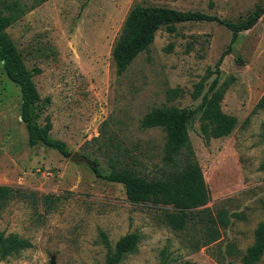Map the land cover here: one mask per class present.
Instances as JSON below:
<instances>
[{"label":"rangeland","instance_id":"rangeland-1","mask_svg":"<svg viewBox=\"0 0 264 264\" xmlns=\"http://www.w3.org/2000/svg\"><path fill=\"white\" fill-rule=\"evenodd\" d=\"M33 1L19 0L26 11L6 32L27 68L40 69L33 75L37 121H49L53 138L96 161L104 173L119 146L118 157L128 161L131 151L136 168L151 177L162 165L165 133L141 128L142 116L162 105L196 109L187 122L189 140L221 237L192 252L180 233L156 222L157 206L130 202L122 184L98 177L83 160L43 144L29 146L20 89L0 62V185L28 192L0 210V230L32 243L0 264H103L102 233L113 245L131 231L139 233L137 249L120 264H239L264 219V108H256L264 95V14L238 33L219 65L221 107L237 123L207 143L200 137L198 106L231 30L205 20L175 23V32L163 25L121 75L111 52L136 3L240 22L264 0H45L30 9ZM256 264H264V254Z\"/></svg>","mask_w":264,"mask_h":264},{"label":"trees","instance_id":"trees-1","mask_svg":"<svg viewBox=\"0 0 264 264\" xmlns=\"http://www.w3.org/2000/svg\"><path fill=\"white\" fill-rule=\"evenodd\" d=\"M45 0H34L30 9ZM28 8V9H29ZM26 11L19 0H0V62L6 76L20 89V117L27 131L29 146L43 144L57 150L63 156H70L66 144L50 135L51 124L37 121L36 104L40 99L33 81V75L40 69L27 68L14 41L6 29L17 21ZM264 14V4L240 22L221 19L218 16L200 11H184L165 6H143L134 4L123 21L119 35L112 48V57L116 74L121 75L134 58L146 50L153 42L156 31L163 25L169 32H175V23L184 21H217L231 30L229 44L216 62L217 75L211 81L208 90L203 94L198 109L201 110L200 137L207 143L212 138L229 134L237 123V118L226 113L221 107L225 87L217 86L219 65L223 57L230 52L233 42L240 31L250 29ZM202 81L195 85L192 93L197 97ZM174 91V90H173ZM256 108H264V95L256 104ZM196 109H188L174 105L155 106L148 110L140 120L143 129L160 128L165 133L162 148L159 174L147 176L136 168V159L131 151L128 161L118 157L119 146L112 157L111 170L104 173L98 166L90 165L94 173L108 181L123 185L126 198L133 203H149L157 206L155 220L180 233L190 251L196 252L221 237L217 220L207 205L209 196L202 168L196 159L194 149L189 140L187 122L196 114ZM110 138V137H108ZM264 168V158L260 164ZM28 192L19 187L0 185V210L14 198H25ZM264 207V199L260 200ZM237 215V214H236ZM254 240L244 250L239 264H256L264 254V219L254 229ZM140 236L136 231L128 232L118 238L112 245L102 233V241L106 248L103 264H120L123 258L137 249ZM32 246V243L16 233L0 230V261ZM225 254L231 255V244L225 245ZM50 264V263H48Z\"/></svg>","mask_w":264,"mask_h":264},{"label":"water","instance_id":"water-1","mask_svg":"<svg viewBox=\"0 0 264 264\" xmlns=\"http://www.w3.org/2000/svg\"><path fill=\"white\" fill-rule=\"evenodd\" d=\"M69 159L72 160V161L83 160V161L89 163L90 165H95L94 161L90 160L89 158H87L86 156L80 154L77 151L72 152L71 155L69 156ZM50 264H54V261H51Z\"/></svg>","mask_w":264,"mask_h":264}]
</instances>
